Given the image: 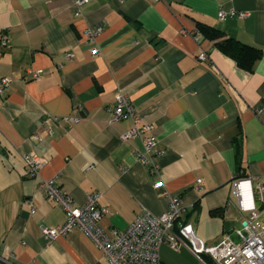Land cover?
Masks as SVG:
<instances>
[{
  "label": "crops",
  "instance_id": "obj_1",
  "mask_svg": "<svg viewBox=\"0 0 264 264\" xmlns=\"http://www.w3.org/2000/svg\"><path fill=\"white\" fill-rule=\"evenodd\" d=\"M81 11L73 0H0V78L11 79L0 96V264H109L79 228L44 236L66 218L43 185L51 179L75 205L97 197L108 232L164 213L176 195L207 244L236 239L247 213L233 182L264 185V0H87ZM96 25L92 42L86 29ZM199 25L261 54L245 69ZM118 91L165 151L157 170L138 158L141 138H123L132 118L112 119ZM27 154L40 159L35 176ZM254 202L264 211V199ZM159 255L161 264L209 259L167 244Z\"/></svg>",
  "mask_w": 264,
  "mask_h": 264
},
{
  "label": "built area",
  "instance_id": "obj_2",
  "mask_svg": "<svg viewBox=\"0 0 264 264\" xmlns=\"http://www.w3.org/2000/svg\"><path fill=\"white\" fill-rule=\"evenodd\" d=\"M86 1L73 0L74 16L81 15V7ZM226 14L234 15L236 12L219 11L218 17L224 18ZM237 15L242 17L244 13ZM102 28V25L87 28L88 39L93 42ZM0 32V46L5 47L7 34L1 29ZM193 35L196 37L199 35L197 30ZM97 53L96 47L92 50V54L97 55ZM66 56L68 57L69 53ZM199 57L205 59L206 54L202 52ZM31 76L35 79L39 78L40 71H32ZM10 82L11 79L7 75L0 78V96ZM115 101L112 119L118 120L130 116L133 120V126L123 134V138H141L144 152L138 153V158L142 163L150 164L153 170H157L155 161L161 158L165 151L158 146L157 138L150 133L151 127L134 115V109L124 92L118 91ZM24 162L29 174L35 176L40 166V159L35 155L27 154L24 155ZM250 181V178H245L232 184L238 199V209L242 213H247L243 215L241 226L234 230L236 239L224 234L216 243L207 244L196 235L192 224L181 218L184 208L178 206L176 195L169 196V208L164 213L153 215L149 211H144L123 229H112L108 232L100 225L106 210L98 206L97 197L90 196L84 205H75L69 195L61 193L54 185L53 179L44 181L43 185L47 189L48 196L56 200L65 211L66 218L61 225L43 230V234L47 238L54 239L65 235L73 228H79L102 250L109 264H161L159 251L163 244L175 250L186 246L196 256L207 255L213 264H264V211H259L254 202L257 198L263 201L264 185L258 184L252 189L246 185L250 184ZM161 185V182H157L153 186L158 188ZM243 185L249 187L248 202H245L241 191ZM5 262L8 263L10 260L6 259Z\"/></svg>",
  "mask_w": 264,
  "mask_h": 264
},
{
  "label": "trees",
  "instance_id": "obj_3",
  "mask_svg": "<svg viewBox=\"0 0 264 264\" xmlns=\"http://www.w3.org/2000/svg\"><path fill=\"white\" fill-rule=\"evenodd\" d=\"M198 30L205 33L208 37L212 39H219L216 41V45L226 54L230 55L236 60L239 66L245 69H251L255 60L260 56L261 51L253 46L241 43L233 38H223V33L213 27H202L198 26ZM207 264H212L207 258L204 259Z\"/></svg>",
  "mask_w": 264,
  "mask_h": 264
}]
</instances>
